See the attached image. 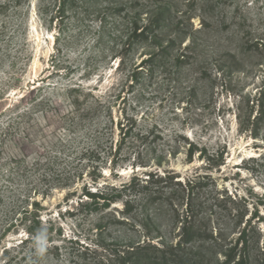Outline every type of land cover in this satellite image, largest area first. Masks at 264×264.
<instances>
[{
  "label": "rangeland",
  "instance_id": "rangeland-1",
  "mask_svg": "<svg viewBox=\"0 0 264 264\" xmlns=\"http://www.w3.org/2000/svg\"><path fill=\"white\" fill-rule=\"evenodd\" d=\"M136 23L148 30L145 38L129 37ZM152 55L154 61L142 70V61ZM39 84L46 112L31 111L19 119V98ZM73 84L85 93L107 95L112 107L113 121L87 141L68 135L54 112L66 111V88ZM119 121L131 128V137L123 138ZM151 130L162 133L163 140L146 138ZM186 137L223 163L210 166L200 152L189 162ZM63 139L73 145L66 148L58 142ZM172 145H181L180 152L163 156L158 165L160 149ZM45 152L57 170L73 163L79 180L71 190L77 193L55 190L45 199L32 194L24 204L19 197L30 195V177L16 173L19 169L8 160ZM151 171L177 173L176 180L202 174L197 179L202 186L191 191L196 223L222 241L172 248L182 235L177 216L187 210L189 193L176 183H169L155 202L141 187L134 189L129 205L102 208L83 195L135 175L147 178ZM93 177H100L99 185ZM34 199L43 206L40 235L30 237L25 227L8 235L0 257L5 246L10 256L19 252V264H171L177 256L192 257V247L204 244V261L195 262V255L191 264H218L248 227L255 244L243 254L260 264L264 0H0V226L6 207L25 206L31 212ZM241 214L245 221L252 217L247 226L238 225ZM28 237L43 244H22ZM133 248L137 258L124 263Z\"/></svg>",
  "mask_w": 264,
  "mask_h": 264
},
{
  "label": "trees",
  "instance_id": "trees-1",
  "mask_svg": "<svg viewBox=\"0 0 264 264\" xmlns=\"http://www.w3.org/2000/svg\"><path fill=\"white\" fill-rule=\"evenodd\" d=\"M130 30L131 34L129 37L133 35L134 37L138 36L145 38L148 33L146 27H141L137 23L132 26ZM185 50H187V48H185L178 55V59L180 61L186 58L187 54L185 53ZM154 59L155 56L152 55L148 60H143L141 63L142 70L145 69L144 66L147 65L148 62H153ZM148 69H150V66ZM41 82H45V79H41ZM40 86L41 84L37 86L35 85L34 87H29L26 93L19 98V119H23L24 116H27L31 111H34V113L37 112L36 114H44V112H46V110L43 109V106L46 102V95H38L39 92H44ZM66 94V103L68 106L66 111L61 113V111L55 108L54 112L55 115L64 124L63 129L64 131L69 133L68 135H77L80 136L79 138H81V140L87 141L90 138L96 137L98 135L97 131L106 130L109 121H113V118H111L112 107L107 100V95L102 93H85L83 88L75 84L69 85L66 88ZM22 104L24 106L23 108H21ZM25 104H28V106H26ZM52 114L54 113L52 112ZM127 126L128 124H125L122 121L118 122L120 134L123 135L124 139L131 137V128H127ZM146 138H151V142L155 143L158 141V139L163 140L164 135L162 133H155L154 130H151L146 134ZM58 142H60V144H62L63 146H68L66 148H69V146L71 147L73 145L72 143H68V141L64 139L59 140ZM181 148V145H176V147L172 145L168 148H161L160 151L163 154H161V156L157 158L155 156L154 159L156 158L158 165H162L161 158L163 156H175L180 152ZM144 149H146V147ZM204 149V147H202L201 149L200 145L197 142L189 141V138L186 137V147L184 148V150L187 154V160L189 162L194 160L197 152H200L199 158L207 159L211 163L210 166L215 167L223 163L221 161H215L214 156L206 155ZM90 150L91 148L88 149V151ZM49 153L50 152L41 154L39 153L33 159H19L17 157H10L8 160L12 165L16 166L15 168L19 169L16 173H19V175H25L26 172V178L30 177L28 178V185L31 186V188L28 190L30 192V195L22 194L19 197V199H21L24 204L28 203L30 198H32V194H34L35 197L42 196V198L45 199L55 190H66L68 191V194L73 195L77 193V191L71 190L74 186H76L79 180L76 167L71 162L67 164L68 168H66L65 170H57V168L55 169L53 167V157H51ZM54 158H59V155L55 154ZM143 165L148 166L150 165V163L147 162ZM201 177L202 174L196 173L191 178L188 177L184 180H176V178H178L177 173L167 171L163 175L160 174L159 171H151L148 173L147 178H141L138 175H135L131 180L126 181L120 185L105 183L101 186H98L100 188H97L95 191H85L83 195L89 197V199L91 200L90 204H96L97 206H101L102 208H107L111 204L118 202H124L127 205L131 204V202L134 201V197H136V194H133V191L136 187H141V189H143L142 193H144V190L146 191L145 195L148 196L147 200L155 202L163 197V195L165 194V188L169 186V183H176L182 186L185 194L189 190V193L186 196L188 197V202L186 203L187 210L181 213L178 212L177 218L182 223V235L180 240L178 241V245L176 247L172 246L173 249H182L183 247L191 245L197 240L205 241L207 239H215L218 242L222 241V237L218 234L215 235L213 230H209L208 228L203 229L196 223L199 214H196V210L193 208V197L191 195V191L197 186H202V182L197 181V179H200ZM92 180L94 181L93 184L99 185L100 177H93ZM81 199L84 198L82 197ZM84 202L85 200H81L79 202V205H84ZM32 205L33 210L31 212L25 206H23L25 208L24 210H19V206H12L11 208L6 207L3 210L2 214L4 220H2L0 226V247L3 244V240L8 235L19 234L20 229L24 227V229H27V231L30 233V237H38L40 235L38 228L41 224L40 216L43 210V206L37 199L33 200ZM19 213L23 214V218H18L16 220L15 217L19 215ZM126 213L123 212V214ZM28 214H30L32 217H28ZM251 219L252 217H249L248 221H245V214H241V219L238 221V225L242 226V224L246 222L245 226H247V223L251 222ZM28 223L31 224L29 225ZM30 237L24 240L22 244L27 243L29 240L34 241V243L37 245L43 244V241H35V239H30ZM254 244L249 237L248 227L243 228V230L240 231L236 243L226 253L225 259L218 264H253L252 261L249 260L248 256H246L245 253L243 254V252H249L250 248ZM259 244V250L263 256L260 264H264V239L262 245L261 242H259ZM138 246L141 247L142 245L139 244ZM202 247H205L204 244L200 245L198 248H196V250H194L192 247L191 252H194V255L192 257L188 258L184 256H177L173 258V260H171V264H191L194 260L195 255L199 256V259L195 262L204 261L202 259L204 258V256H202V254L204 253V250L201 249ZM4 248L5 249L3 250V255L0 257V259L2 260L1 264H19V252L17 253V255L10 256L8 248H6L5 246ZM45 248L48 250H54L57 249V246L53 247L51 245H45ZM142 248H144V246H142ZM136 249L137 248H133L126 251L125 257L123 258L124 263L127 261V259L131 260L137 258L136 256H138V252H136Z\"/></svg>",
  "mask_w": 264,
  "mask_h": 264
}]
</instances>
